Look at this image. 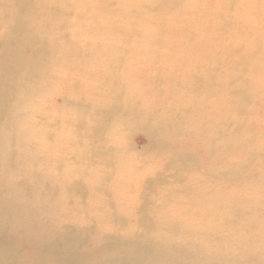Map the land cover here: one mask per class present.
<instances>
[{
	"label": "bare ground",
	"instance_id": "1",
	"mask_svg": "<svg viewBox=\"0 0 264 264\" xmlns=\"http://www.w3.org/2000/svg\"><path fill=\"white\" fill-rule=\"evenodd\" d=\"M248 10L0 0V264H264Z\"/></svg>",
	"mask_w": 264,
	"mask_h": 264
},
{
	"label": "rangeland",
	"instance_id": "2",
	"mask_svg": "<svg viewBox=\"0 0 264 264\" xmlns=\"http://www.w3.org/2000/svg\"><path fill=\"white\" fill-rule=\"evenodd\" d=\"M245 4V6L249 7V10L247 12H245V14L248 13L249 16L253 17L252 15H254L255 17L253 18H257L259 19L262 23H260V21L258 22L257 26H260L259 29V33H261L264 36V3L262 5V7L257 8L256 7V0H242ZM78 2V0H77ZM255 6V8H254ZM263 19V20H262ZM257 33V30H256ZM244 35V34H243ZM262 54V59L261 61L264 59V52L261 53ZM264 63V62H262ZM254 76L257 77V79L261 80L260 81V85L264 87V64H261L259 66V68H257V70L253 73ZM259 77V78H258ZM258 82V81H257ZM259 94H263L264 90H260V88L257 89ZM133 141L136 144L138 149H142L145 148L147 146V140L146 138L141 135V133L137 132L134 136H133Z\"/></svg>",
	"mask_w": 264,
	"mask_h": 264
}]
</instances>
